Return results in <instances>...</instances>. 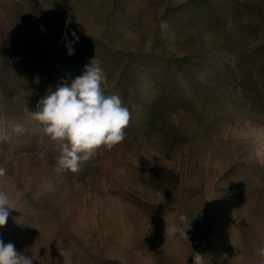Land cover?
<instances>
[{
	"label": "rangeland",
	"instance_id": "374dc122",
	"mask_svg": "<svg viewBox=\"0 0 264 264\" xmlns=\"http://www.w3.org/2000/svg\"><path fill=\"white\" fill-rule=\"evenodd\" d=\"M94 58L125 139L57 171L32 113ZM0 167V239L33 264H258L264 0H0ZM181 215L187 239L165 231Z\"/></svg>",
	"mask_w": 264,
	"mask_h": 264
},
{
	"label": "clouds",
	"instance_id": "9594fccd",
	"mask_svg": "<svg viewBox=\"0 0 264 264\" xmlns=\"http://www.w3.org/2000/svg\"><path fill=\"white\" fill-rule=\"evenodd\" d=\"M73 41L67 42L68 55L74 54L72 44L78 40L72 32ZM67 40V37H63ZM106 76L96 59L85 65L83 74L68 83H59L55 90L49 89L38 101V110L33 119L42 125V131L60 150L57 157V171L70 170L76 173L81 163L89 160L95 150L106 147L111 150L125 139V129L130 122L129 109L123 105L119 95H106ZM43 155V154H41ZM6 169L0 167V177ZM16 210L9 193L0 190V227ZM181 224L167 225L169 235L179 233L187 239L191 220L187 215L179 217ZM258 264H264V247L258 249ZM193 264H204V255L196 253ZM0 264H33V259L17 252L12 242L0 239Z\"/></svg>",
	"mask_w": 264,
	"mask_h": 264
},
{
	"label": "built area",
	"instance_id": "2783aa9c",
	"mask_svg": "<svg viewBox=\"0 0 264 264\" xmlns=\"http://www.w3.org/2000/svg\"><path fill=\"white\" fill-rule=\"evenodd\" d=\"M193 246L197 251L202 252L205 246V242L201 238H197L193 240Z\"/></svg>",
	"mask_w": 264,
	"mask_h": 264
},
{
	"label": "trees",
	"instance_id": "16d2710c",
	"mask_svg": "<svg viewBox=\"0 0 264 264\" xmlns=\"http://www.w3.org/2000/svg\"><path fill=\"white\" fill-rule=\"evenodd\" d=\"M153 169H157L156 167H153ZM158 170L159 171H163V170H160L159 168H158ZM169 172L168 173H172L170 170H168ZM159 183H157V182H154V185H158ZM98 264H112L111 262H109V260H107V261H104V262H101V263H98Z\"/></svg>",
	"mask_w": 264,
	"mask_h": 264
}]
</instances>
